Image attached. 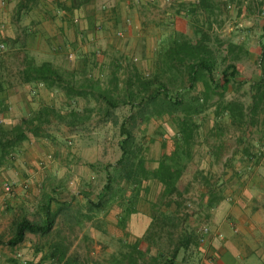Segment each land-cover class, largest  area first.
Wrapping results in <instances>:
<instances>
[{
    "label": "trees",
    "instance_id": "1",
    "mask_svg": "<svg viewBox=\"0 0 264 264\" xmlns=\"http://www.w3.org/2000/svg\"><path fill=\"white\" fill-rule=\"evenodd\" d=\"M40 1L20 0L15 10L17 18L28 15ZM219 6L200 1L191 11L194 15L202 11L216 16V11L221 9ZM197 18L194 17L191 25V38L175 33L160 43L150 73L133 65L128 67L124 77L120 78L114 72L107 82H103L91 74L77 79L73 72L49 62L36 64L31 59L25 60L21 73L23 81L56 90L68 103L64 110L44 106L37 112L28 113L12 128L0 124L1 166L31 137L48 140L52 128L64 125L78 130L90 121L94 112L99 118L110 120L114 110L121 107L129 109L119 124V158L104 166L105 181L101 191L95 199L84 194L85 207L81 206L75 214L78 222H89L100 231V220L117 208L116 227L127 232L131 216L140 213L141 206L146 203L151 209V223L144 235L134 242L124 240L125 250L113 254L106 264H179L200 253L201 233L191 227L189 221L191 218L198 220L203 215L208 217L206 211L216 207L224 196L218 188V180L204 177L208 193L200 201L193 202L190 198L191 184L183 180L197 144L198 118L214 108L218 133H222L221 123H229L241 130L258 123V129L264 132V48L259 60L258 80L239 82L240 73L234 62L237 51L244 53L242 46L231 41L222 42L218 38L213 40L212 26L205 22L200 24ZM245 85L249 86L248 106L241 100L225 99L230 88L239 90ZM91 99L97 103L95 108H89ZM166 117L172 119L177 127L172 136L174 150L166 153L163 144L164 151L156 167L150 168L147 153L154 139L148 135L146 126L152 120ZM114 123L118 125L116 121ZM243 155L250 160L253 156L256 158L248 149ZM216 156L220 157L218 153ZM152 193L153 200L149 199ZM206 196L208 201L204 200ZM66 209H71V204L54 214L49 208L43 222L26 218L18 220L8 245H20L29 234L39 237L50 235L58 216ZM45 258H49L52 264H78L61 243L52 244Z\"/></svg>",
    "mask_w": 264,
    "mask_h": 264
},
{
    "label": "crops",
    "instance_id": "2",
    "mask_svg": "<svg viewBox=\"0 0 264 264\" xmlns=\"http://www.w3.org/2000/svg\"><path fill=\"white\" fill-rule=\"evenodd\" d=\"M19 1L8 0L2 5L0 0V44L5 45V50L0 52V124L7 128L44 106L56 108L57 98L62 101L60 109L68 103L56 90L25 83L21 76L25 60L31 59L36 64L52 63L81 79L88 74L87 53H93V47L99 46L104 56L100 57L97 70L91 75L102 81L114 72L124 77L130 55L136 48L142 50L145 44L150 45V33L157 36L160 44L175 33L186 34L184 27H190L193 32L191 25L195 16L200 24L205 22L212 26V31L216 23L214 15L202 11L194 15L191 10L200 1L211 5L218 3L217 0H79L77 3L76 0H41L28 15L17 18L15 10ZM222 1L230 12L222 15L226 25L234 20L232 11L240 12L243 0ZM253 5L258 8V28L257 24L254 29L243 28L242 22L234 20L230 31L234 29L233 41L242 34L243 43L256 45L258 50L251 46L248 55L252 57L251 53L256 52L260 60L264 48V0H257ZM246 10L243 7L242 15ZM126 20L132 22L128 27ZM119 31H125L126 46L117 38ZM61 59L62 65L58 64ZM142 67L148 70L149 65L142 64ZM50 134L48 140L31 137L0 166V264H52L45 258L52 246L50 242L44 244L45 237L32 239L34 235L29 234L20 245H8L14 235L15 222L23 218L43 222L49 208L54 214L72 203V176L73 182L81 181L79 172L75 174L73 170L78 156L70 155L71 150L65 144L69 133L58 127L50 129ZM217 149L209 148L207 158H216ZM244 151H240L242 163L238 168L231 166L234 162L229 161L234 159L229 156L223 160L222 175L212 178L218 180L220 186L229 181L230 170L239 172L230 181L231 189L222 190L224 199L208 216L209 228L206 227L208 232L200 253L179 264H264V132L261 129H258V165L251 163L243 155ZM207 178L211 179V173ZM8 184L10 192L5 191ZM139 214L141 212L132 215L130 222ZM146 217L143 221L147 227L139 233L134 232V240L143 236L150 226V214Z\"/></svg>",
    "mask_w": 264,
    "mask_h": 264
},
{
    "label": "rangeland",
    "instance_id": "3",
    "mask_svg": "<svg viewBox=\"0 0 264 264\" xmlns=\"http://www.w3.org/2000/svg\"><path fill=\"white\" fill-rule=\"evenodd\" d=\"M256 1L257 0L240 1V6L242 7L240 12L232 11L231 13L237 23H243V28L246 26L247 28L254 29L255 24H257L258 28V8L256 5H253L256 4ZM216 3L217 5H220L219 7L222 8V10L220 9L219 11H216V16H214V22L216 23L211 33L213 40L218 38V40L222 42L231 41L235 44L241 45L244 53H241L240 50L237 51V60L234 62L240 73L238 81L241 82L245 79L257 81L260 76L258 54L253 52L251 53L253 55L251 57L248 55L249 53L247 51L250 50L251 46H255L254 48H257V46L250 44V42L247 43V45L245 42L243 43L244 35L242 34H239L240 37H238L237 40H232V37L235 34L233 31L234 29L232 31H230V29L234 27L233 25L235 22L233 20L231 21L232 23H229L230 25H225L222 21V15H229L230 12L228 13L224 8V1L217 0ZM245 3L248 5H245ZM243 7H246L247 10L242 15ZM24 21L25 19L23 22ZM125 23L126 27H128V25L132 22L131 20H126ZM184 30L186 31L185 35L190 38L193 36V32H191L190 27H184ZM119 33L120 31L117 33V38L120 41L125 42V31H122L123 37H120L118 35ZM149 37L151 38L150 45L145 44L142 50L139 48L138 50L136 48L135 52L130 55V61L127 67L136 65L138 68H142V71L145 73H150L153 70L154 54L160 44L157 42V36L154 35V33H150ZM124 44L125 46L127 45L126 42ZM93 48V53L91 51L87 53L86 71L88 72V75L95 73L97 70L96 65L98 64L100 57L104 56L101 47L94 46ZM146 48H149L148 51ZM154 48L155 50H153ZM129 50V53H131L132 50ZM112 54H114V56L116 55L115 53ZM232 58L233 56H231V59ZM61 63L62 59L58 61V64ZM142 64L144 67H148L149 65V68H147L148 70L143 68ZM117 75L120 78L123 77L122 75ZM107 80L108 79H103V82H107ZM248 88V85H245L239 90L230 88L225 95V99L227 101L234 99L241 100L246 106H248ZM32 93L35 94L34 91ZM56 103L57 109H63H60L62 103L61 100L57 98ZM96 106L97 103L91 99L89 108H95ZM214 110V108H211L197 120V122L200 123L197 144L193 151V159L188 164L183 178L185 183L191 184L190 198L193 202H197L205 192V184L203 181L204 177H209L210 173L211 178L218 177V175L221 174V167L225 158L232 156L234 163H232L231 166L237 167L242 163V150L244 151L248 149L251 154L256 156V158L253 156L250 162L258 165V123L256 126L248 127L245 130L238 129L236 126L229 125V123H221L219 126L222 129V133H218V130L215 128V118L213 117ZM10 111H12V107ZM128 113L129 109L127 107H121L114 110L112 119L105 120V118H99L97 112H94L90 116V121L78 130L69 129L64 125L58 126L61 129H64L65 132L69 133L70 138L65 144L71 150L70 155L76 157L77 154L78 156L73 170L75 171V174L79 172L78 178L81 181L79 183L73 182V176L72 179H70V183H73V185H71L73 193L70 196V198H72L71 209H66L63 213H61L57 219L55 231L45 237L43 241L44 244L47 242H50L51 244L55 242L62 243L63 246L68 248L70 256L76 259L78 264H106L110 262L113 254H117L125 250L124 241L122 240L128 242V239L130 238L131 241L129 242H134L136 237L134 235L142 231L145 226L147 227V224H145L143 220L146 221V216L150 214L151 209L146 203H144L140 208L141 214L137 215L138 217H135L132 223L129 221V229L127 228V232H123L116 227L117 215L119 213V209L117 208H113L105 218L103 217V219L100 220L102 222L100 224V231L96 230L89 222H78L79 220H77V215L75 214V211L81 206L85 207L86 200L84 194L89 195L91 199H95L97 194L101 191L105 181L104 166L108 163H114L119 158V124L122 122L124 117L128 115ZM260 119H262V117ZM115 121L118 125L114 123ZM58 127H55L54 130ZM146 128L148 135L154 139V142L150 144V149L147 153L148 165L150 168H153L156 166L157 160H159L162 151H164L162 150L163 144L166 146V153H171L174 150L172 136L177 132V127L173 123L172 119L166 117L161 118L160 120H152ZM211 147L214 149L218 148L217 151L220 157L216 156V158H213L212 160L207 158V150ZM237 172L230 170V174H228L229 181L221 184L218 187L219 190L228 192L231 189L230 181L233 180ZM153 193L149 196V199H154ZM206 212L208 216H211V210ZM199 217L200 218L198 220L191 218L189 224L191 227L198 229L200 232L203 228H209V217H204V215ZM33 238H36V236H32V239Z\"/></svg>",
    "mask_w": 264,
    "mask_h": 264
},
{
    "label": "built area",
    "instance_id": "4",
    "mask_svg": "<svg viewBox=\"0 0 264 264\" xmlns=\"http://www.w3.org/2000/svg\"><path fill=\"white\" fill-rule=\"evenodd\" d=\"M8 2V0H1V4L5 5ZM120 37H123V33L122 31L118 34ZM5 50V45L4 44H0V52H3ZM1 123V121H0ZM5 191L6 192H10L11 191V186L8 184L5 186ZM208 229L207 228H203V230L201 231V236H202V243L205 242V235L207 234Z\"/></svg>",
    "mask_w": 264,
    "mask_h": 264
}]
</instances>
